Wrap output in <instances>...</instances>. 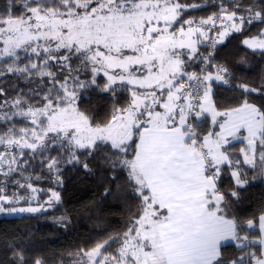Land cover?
<instances>
[{"label": "snow or ice", "instance_id": "1", "mask_svg": "<svg viewBox=\"0 0 264 264\" xmlns=\"http://www.w3.org/2000/svg\"><path fill=\"white\" fill-rule=\"evenodd\" d=\"M198 7L179 0H5L0 7V184L19 174L25 183L13 182L35 193L24 175L33 161L61 184L62 164L91 171L90 158L100 157L105 166L126 172L140 200L126 231L69 253L72 264H264L256 252L245 251L258 243L264 257V213L258 224L238 221L230 211L233 201L219 186L230 170L236 187L229 194L238 201L237 189L248 183L241 164L264 178V107L244 99L218 109L213 84L231 87V74L212 64L213 52L205 56L197 48L209 39L204 26H215L217 19L230 24L212 41L213 50L229 29L264 25V0L247 6L236 0L231 11L221 4L219 17L184 18ZM262 37L264 28L243 43L264 51ZM196 60L204 65L201 72L215 67V74L188 72V62ZM238 87L264 95V86ZM90 88L114 98L101 123L79 107L81 92ZM119 90L130 93L123 106L115 100ZM205 114L219 130L201 137L197 122ZM234 142L244 145L242 161L231 152ZM52 198L50 205L60 200L57 192ZM25 199L0 187V214L46 210L43 204L18 207ZM256 227L255 239L241 235ZM228 242L243 253L237 259L222 258ZM13 258L27 264L22 251Z\"/></svg>", "mask_w": 264, "mask_h": 264}, {"label": "trees", "instance_id": "2", "mask_svg": "<svg viewBox=\"0 0 264 264\" xmlns=\"http://www.w3.org/2000/svg\"><path fill=\"white\" fill-rule=\"evenodd\" d=\"M192 4H203L194 9H188L184 18L207 17L212 13L220 12L223 4L232 10L236 0H179ZM5 0H0V7ZM259 0H243V4H258ZM19 13V9H17ZM264 25L258 21L251 25L245 24L241 32L232 33L225 43L216 49L215 60L219 65L228 68L231 74V87L218 83L213 84V100L218 109L236 107L248 99L250 102L264 107V95L260 93H244L238 87L241 84L262 89L264 86V51L252 49L243 43L245 38L258 36ZM202 51V48H201ZM194 63V62H192ZM197 67V60L190 65L187 71ZM88 76H82L87 79ZM11 82V77L8 78ZM102 84L104 77L98 78ZM21 87H25L23 84ZM14 95V93H13ZM130 93L126 90H119L115 100L120 106L127 103ZM114 98L110 93L99 92L90 88L81 92L79 107L85 111L96 123H101L110 115ZM199 124L201 137L209 131H216L212 125L211 118L204 116ZM18 126H22L18 121ZM4 125L0 124V131ZM56 155L55 152L52 153ZM90 169L86 171L79 165L62 164V183L55 182V176L50 174L46 168L40 166L39 160L32 162L25 173L39 176L37 179L38 188L43 191L42 198H46L50 189H54L60 196L59 202L53 201L51 206L37 213H24L19 215H0V264H16L13 258L14 251H22L27 264H32L36 258H41L44 264H72L75 259L69 253H75L81 248L89 249L98 241L107 238L109 235L122 234L127 230L133 219L139 214L140 200L127 183V174L122 170H113L104 165L100 157L90 158ZM252 172L247 166L241 164V175L246 176L248 183L239 191V200L230 196V190L235 188V182L230 175V170H225L221 177L219 186L228 199L232 200L231 212L238 221L244 222L253 219L258 224V217L264 213V180H252ZM19 174L8 178L6 185L0 184L4 192L12 194L17 189L13 181ZM0 177V180H3ZM24 202H20L23 205ZM66 218L63 224L57 221ZM245 232L249 238H256L259 229H247ZM256 235H253V234ZM115 246H113V251ZM256 252L260 257V244L251 245L245 251ZM222 258L225 260L237 259L241 253L234 243L226 244L221 249ZM246 261H251L250 256H245ZM254 261H252L253 264Z\"/></svg>", "mask_w": 264, "mask_h": 264}, {"label": "rangeland", "instance_id": "3", "mask_svg": "<svg viewBox=\"0 0 264 264\" xmlns=\"http://www.w3.org/2000/svg\"><path fill=\"white\" fill-rule=\"evenodd\" d=\"M224 21L226 23H230L227 20H224ZM254 37H256V36H254ZM250 38H252V37H250ZM262 38H264V37H262ZM200 39L203 40V38H201V37H200ZM247 39H249V38H247ZM202 43H200L201 44L200 45L201 47H202ZM199 53H201V51H199ZM0 150H2V149H0ZM24 175L31 177V179L29 181H27V183H31L32 187L35 188V189H37V191L35 193H33L31 191V189H29L27 187L20 188L18 184H16V183L13 182V185H16L17 186V189L14 191V193L18 194L19 196H23V197H26L27 198L25 200H21L20 202L26 201V203H23V205H21L19 203L18 207H29V206H31V207H38L41 204L44 205V209L50 207L51 205L48 202L53 199L52 198V192H56V191L54 189H50V191L48 192L46 198L43 199L42 198V195H41L43 193V191H41V189L37 187V186H39V184L37 183V179H36L37 176H34L31 173H24ZM16 180H19L21 183H25L23 177H18ZM4 194H6L8 196H12L13 195V193L12 194H7L5 192H4ZM19 214H24V213H18V214H15V215H19ZM0 215H4V214H0ZM5 216H12V215H5ZM251 239H255V238H251ZM249 252H253V250L251 249V251H249Z\"/></svg>", "mask_w": 264, "mask_h": 264}, {"label": "built area", "instance_id": "4", "mask_svg": "<svg viewBox=\"0 0 264 264\" xmlns=\"http://www.w3.org/2000/svg\"><path fill=\"white\" fill-rule=\"evenodd\" d=\"M213 14H216V16H220L221 13L220 12H216V13H212L211 15L209 16H212ZM207 16V17H209ZM207 17H198L196 19V21H199L200 19H206ZM230 23H226L225 21H223V23H221V20L220 19H217V22L215 24V26H211V25H206L204 26L205 27V30H207V33H208V37L209 39L207 40H204L203 43H202V51L201 53H203L205 56L208 55L209 52H213V60H212V64L213 65H219L218 63H216V60H215V54H216V49L217 47H219V45L225 43V41L227 40V38L232 34L234 33L235 31L234 30H231L229 29V34L224 38V40L222 42H218L216 44V47L215 49L213 50L210 45L212 43L213 40H216L217 39V34L219 31H223L224 27H227ZM196 25V24H195ZM197 26V25H196ZM223 66V65H222ZM204 67V65L199 61L197 60V67L194 68L192 71L190 72H196V73H199L201 75H205L207 74V72H212L214 71L215 67H207L205 69L204 72H201V69ZM225 67V66H224ZM186 79V78H185Z\"/></svg>", "mask_w": 264, "mask_h": 264}, {"label": "crops", "instance_id": "5", "mask_svg": "<svg viewBox=\"0 0 264 264\" xmlns=\"http://www.w3.org/2000/svg\"><path fill=\"white\" fill-rule=\"evenodd\" d=\"M180 3H182V4H187V3H184V2H181V1H179ZM192 4H197V3H192ZM190 5V4H189ZM197 5H200V6H202L203 4H197ZM192 19H194V20H196L197 18H193V17H191ZM185 27L187 28V25H185ZM193 27H196V25L194 24L193 25ZM248 38H250V37H248ZM193 39H200V37H193ZM245 39H247V38H245ZM244 39V40H245ZM201 44L200 43H198L197 44V48H198V52L199 51H201V46H200ZM201 47V48H200ZM193 61H189L188 62V66H187V70H188V68L190 67V65H193L194 63H192ZM215 71H216V68L214 69V71H212V73L213 74H215ZM189 72V71H188ZM257 105V104H256ZM258 106V105H257ZM259 107V106H258ZM209 116L210 118H211V116H210V114H205V116ZM219 129L217 128V130L216 131H218ZM246 134V133H245ZM235 143V148H233V149H231V152H232V154L234 155V156H236V157H238V158H240L241 159V161L243 160V156L239 153V148L240 147H242V146H244V145H242V144H240L239 142H234ZM259 159V157H258V155H257V160ZM244 165V164H243ZM245 166H247L248 167V169L252 172V174L250 175V178L252 179V180H259V179H263L264 180V178H261V177H259V176H257L256 175V169H254V168H252L251 166H248V165H245ZM240 170H241V166H240ZM242 178H245V179H247V181H248V179L249 178H247L246 176H242ZM246 185V184H245ZM244 185V186H245ZM257 229H258V227H257ZM229 243H232V242H228L227 244H229ZM261 246V245H260ZM258 258H264V257H258ZM253 264H254V262H253Z\"/></svg>", "mask_w": 264, "mask_h": 264}]
</instances>
